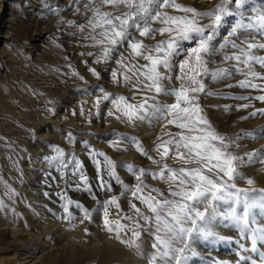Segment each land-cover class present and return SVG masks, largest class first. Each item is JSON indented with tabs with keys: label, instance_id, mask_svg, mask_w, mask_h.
I'll list each match as a JSON object with an SVG mask.
<instances>
[{
	"label": "rangeland",
	"instance_id": "rangeland-1",
	"mask_svg": "<svg viewBox=\"0 0 264 264\" xmlns=\"http://www.w3.org/2000/svg\"><path fill=\"white\" fill-rule=\"evenodd\" d=\"M1 1L0 14H7L10 5L16 8L18 6L25 16H29L33 10V0ZM70 1L72 0H56L51 6H47V12L58 14L50 16V23L41 40L43 43L36 48L23 46L33 33L24 24L8 27L11 42L3 39L7 23L6 18L1 15L0 123L5 133L14 138V144L6 150L4 143L0 142L1 167L5 162V168H2L5 173L0 170V250L8 251L2 254L0 252V256H5L10 264L16 261L17 264H46L50 258L54 260H50L53 264H149L147 257L153 253L151 245L154 242L150 232L142 231V253L137 254L135 248L119 242L116 232L106 230L101 207L112 196L119 198L120 209L117 210L115 206L109 209L108 219L115 226L117 222L128 223L121 217L125 214L133 215L130 202L136 203L142 210L143 206L132 199L130 194L121 195L122 186L114 180L109 181L112 184L111 192L106 194L99 190L97 167L94 160L90 159L89 149L83 142L86 141L91 149L102 152L111 159L117 165V175L131 187H134L136 181L127 171V165L142 168L146 172H158L160 167L141 155L131 140L122 141L118 150L113 141L120 137H134L150 156L169 167L178 169L198 165L172 158L161 160L156 151L157 144L169 139V133L174 136L181 132L174 125L165 127L167 121L153 122L154 127L146 123L132 125L116 119L119 113L108 116L109 111H114L108 101L101 99L99 109L94 107L96 98L102 96L100 88L114 96H125L131 103L139 101V94L131 84L117 85L113 82L111 72L119 71V66L115 63L116 56L108 63H96L95 53L100 49L90 46V41L85 39L86 32L82 34L75 26L84 24L86 17L83 16L80 21L69 17V14H78L74 8L69 7ZM219 2L220 0H177L183 6L194 7L201 12L212 10ZM250 3L251 10L255 12L260 9L264 0H250ZM105 10L115 11L111 6H106ZM166 11L181 14L172 9ZM66 21H72V25L65 23ZM202 23L207 24L209 21L205 19ZM135 35L149 45L163 39L159 35L155 39L139 37L138 33ZM220 35H223V30L218 33ZM253 37L257 42H264V37L255 32ZM190 46L185 45L186 48ZM125 48L120 51H125ZM254 54L264 56V51L256 50ZM140 63L146 62L141 60ZM237 67L234 62L222 61L220 54L213 57L209 64L210 71L222 68L229 75L223 78L205 76L204 92L198 94L197 102L211 126L219 134L234 139V154L244 157L246 161L247 154L264 150V138L255 139L244 135L264 128V114L257 112L264 109V102L256 99L257 96L264 95V92L238 87L245 76L236 71ZM89 68H95L100 73V78L93 76ZM256 71L264 74V69L259 66H256ZM73 72L84 79L74 76ZM172 75L173 80L165 82L166 86L178 88L180 81L175 79L180 75L178 67L173 70ZM254 82L262 83L259 80ZM134 95L137 99L131 100ZM160 99L167 103L174 102V98L169 96H161ZM244 105L247 107H242ZM49 108L54 110V114ZM254 112L259 115L253 117ZM67 133L75 138L73 142L68 141ZM50 146L63 149L66 159L74 155L82 162L99 204L88 193L74 190L75 183L67 175L64 180H60V173L55 165L44 159L55 155ZM97 159L103 162V157ZM237 172L234 183L238 188L253 193L264 190V163L259 159L252 163L238 162ZM240 176L245 179H240ZM105 179L109 178L105 176ZM144 179L151 188L167 193V183L151 176ZM246 179H252L254 183L248 185ZM45 193L48 195L45 196ZM58 194H64L74 202L67 205L73 219H68V213L62 207L66 201ZM75 202L89 209L92 214L90 221L83 218V212L75 207ZM253 215L259 224H264V215L256 211ZM119 231L120 239H131L130 232L125 234L124 230ZM217 231L231 236L233 242L198 243L195 245L197 256L195 259L190 257L189 264H237L238 242H246L241 241L240 235L231 226L221 223Z\"/></svg>",
	"mask_w": 264,
	"mask_h": 264
},
{
	"label": "snow or ice",
	"instance_id": "snow-or-ice-1",
	"mask_svg": "<svg viewBox=\"0 0 264 264\" xmlns=\"http://www.w3.org/2000/svg\"><path fill=\"white\" fill-rule=\"evenodd\" d=\"M70 6L86 17L84 24L75 26L82 34L86 32L85 39L90 41V46L100 49L95 53L96 63H108L116 56L119 71L111 72L113 82L131 84L139 94V101L131 103L125 96H114L100 88L102 96L96 98L94 107L99 109L101 99L108 101L114 111L107 115L119 113L116 119L132 125L146 123L154 127L153 122L167 121L165 127L174 125L181 132L174 136L169 133V139L157 144L156 151L161 160L172 158L198 165L169 167L150 156L134 137H120L113 141L118 150L122 141L131 140L141 155L160 167L158 172H146L127 165V171L136 181L131 187L117 175V165L111 159L83 142L96 164L99 190L106 194L111 192L109 181L114 180L122 186L121 195L130 194L143 206L142 210L130 202L133 215L121 217L128 223L117 222L113 226L108 219L109 209L115 206L119 210L120 204L119 198L112 196L101 205L106 230L116 232L119 242L135 248L137 254L142 253V231H149L154 239L153 253L147 257L149 264H189V258L197 256L195 245L198 243L233 242L231 236L217 231L223 223L235 229L241 241L246 242H238L237 264H264V224H259L253 215L254 211L264 215V190L253 193L234 183L238 162L252 163L259 159L264 163V150L247 154L246 161L234 154V139L219 134L197 102L198 94L204 92L205 76L223 78L229 75L222 68L210 71L209 64L218 54L222 61L234 62L238 66L236 71L245 76L238 87L264 92V74L256 71V66L264 69V56L254 54L256 50L264 51V42H257L253 37L254 32L264 37V3L255 12L251 10L250 0H220L215 8L203 12L183 6L177 0H72ZM106 6L115 11L105 10ZM166 9L181 14H171ZM205 19L209 23H202ZM65 23L72 25V21ZM222 30L223 35L218 36ZM135 33L146 39H155L157 35L163 39L149 45L137 39ZM186 44L191 46L186 48ZM122 48L125 51H120ZM141 60L146 63H140ZM177 67L180 75L175 79L180 81V86L170 88L165 82L173 80L172 73ZM89 71L100 78L95 68H89ZM73 75L84 79L76 72ZM257 80L262 83H255ZM161 96L173 97L174 102L167 103L160 99ZM136 99L135 95L131 97V100ZM256 99L264 102V95ZM48 110L54 114L53 109ZM257 111L264 114V109ZM256 115V112L252 113L253 117ZM66 135L70 143L74 141L71 133ZM244 135L264 138V128ZM50 147L55 155L44 159L55 165L60 180L67 175L75 183L74 190L88 193L99 204L82 162L74 155L66 159L60 147ZM97 157H103V162ZM147 176L167 183V193L147 185L144 179ZM246 183L252 185L254 181L246 179ZM58 195L66 201L62 207L68 213V219H73L67 205L74 202L64 194ZM75 207L83 212L85 220H91L88 208L78 202ZM121 229L125 234L131 233L130 240L120 239Z\"/></svg>",
	"mask_w": 264,
	"mask_h": 264
},
{
	"label": "bare ground",
	"instance_id": "bare-ground-1",
	"mask_svg": "<svg viewBox=\"0 0 264 264\" xmlns=\"http://www.w3.org/2000/svg\"><path fill=\"white\" fill-rule=\"evenodd\" d=\"M56 0H33V5H31V8H33V10L31 11L30 15L29 16H25V15H22L21 14V11L18 9V6L17 8L14 7V6H11L10 5V9H9V12L7 14H3L4 18H6V23H7V27L5 28V31H4V35H5V40H9L10 41V37L8 36V34L10 33L9 31V28L8 27H15L16 25H21V24H24L26 25L27 29L33 33H31V38L28 40V43H25L23 46L27 45L29 46L30 48H36L37 46H40L39 44H42L41 43V40L43 38V35L45 34V30L47 29L46 27L48 26V24L50 23V16L52 14H58V12H53V13H49L47 12L46 8H48L47 6H51L52 3H54ZM3 1L0 0V10H1V4H2ZM72 4V1L69 2V7H71L70 5ZM73 8V7H72ZM0 14V19H1V15ZM69 17H72L71 19H75L76 21H80L82 20V17L83 15H80V14H74V15H71L69 14ZM45 28H44V27ZM43 27V28H42ZM68 41V40H67ZM11 42V41H10ZM13 46V44H12ZM258 112V111H257ZM259 115V114H257ZM1 119V118H0ZM264 123V122H262ZM1 124L0 123V142L1 143H4V148L7 150L9 149L13 144H14V138H10L9 135H7V133H5L6 131H4L1 127ZM8 126V124H7ZM6 128V127H5ZM9 130V129H7ZM10 132V131H9ZM11 135V134H10ZM17 138V137H16ZM15 138V139H16ZM4 149V150H5ZM4 154V153H3ZM8 154V153H7ZM1 156V155H0ZM6 157V156H4ZM3 159V158H2ZM2 160L0 159V167H1V162ZM2 168H5V162L3 164V166L1 167V173H2ZM5 170H3L4 172ZM0 173V174H1ZM5 173V172H4ZM11 172H9L10 174ZM1 177V176H0ZM34 218V217H33ZM11 231V230H10ZM5 232H3V235H4ZM10 233V232H9ZM8 235V234H7ZM1 244V243H0ZM10 245V244H9ZM125 246V245H124ZM17 247V246H16ZM125 250V249H124ZM33 251V250H32ZM1 254L2 253H5V252H8V251H2L0 250ZM0 254V255H1ZM8 255V254H7ZM22 256V255H21ZM104 256V255H103ZM8 257V256H7ZM52 258H50L51 260ZM66 259V258H65ZM46 261V264H53V262L51 261ZM53 260V259H52ZM62 260V259H61ZM60 260V261H61ZM67 261L69 260L68 257L66 259ZM54 261V260H53ZM59 261V262H60ZM8 264L9 262L7 261V258H5V256H0V264ZM4 262V263H3ZM62 262V261H61ZM67 263V262H66ZM66 263H63V264H66ZM70 263V262H68ZM10 264V263H9ZM13 264H17V261L14 262ZM54 264H56L54 262ZM62 264V263H61Z\"/></svg>",
	"mask_w": 264,
	"mask_h": 264
}]
</instances>
